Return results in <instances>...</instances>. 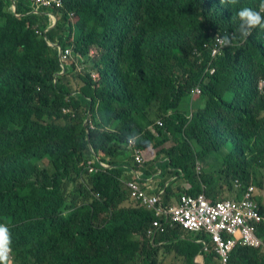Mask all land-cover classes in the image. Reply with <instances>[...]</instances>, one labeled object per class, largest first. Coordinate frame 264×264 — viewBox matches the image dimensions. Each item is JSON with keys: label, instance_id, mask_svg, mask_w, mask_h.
Masks as SVG:
<instances>
[{"label": "trees", "instance_id": "obj_1", "mask_svg": "<svg viewBox=\"0 0 264 264\" xmlns=\"http://www.w3.org/2000/svg\"><path fill=\"white\" fill-rule=\"evenodd\" d=\"M261 4L63 0L36 11L34 0H0V223L11 264H199L204 254L220 264L204 252L205 233L179 226L147 238L155 216L131 203L120 161L148 176L168 158L163 206L184 193L216 201L222 188V199H241L253 185L264 217V29L245 39L236 15ZM229 33L232 46L213 57L216 36ZM132 139L143 157L160 148L155 164H137ZM92 159L112 169L89 173ZM257 235L264 242V223ZM230 263L264 264V249L238 244Z\"/></svg>", "mask_w": 264, "mask_h": 264}, {"label": "built area", "instance_id": "obj_2", "mask_svg": "<svg viewBox=\"0 0 264 264\" xmlns=\"http://www.w3.org/2000/svg\"><path fill=\"white\" fill-rule=\"evenodd\" d=\"M62 5L63 0H34L36 11L41 7L52 8ZM50 19H55L51 13ZM222 49L223 47L215 40L211 51L212 56L215 57ZM64 52L63 56L67 57L71 53V48H66ZM210 72L213 73L214 69L211 68ZM95 74L93 71L92 75L95 76ZM201 92V87L196 86L192 94L197 95ZM84 124H88L90 129H95L89 113L84 119ZM157 125L163 126V121L158 120ZM129 146L134 151L135 161L142 166L145 159L137 147L136 140H130ZM105 168L107 167L103 163L97 167L94 159L87 163L89 173H98ZM197 171L200 172L199 163H197ZM124 184L130 201L135 206L149 210L155 216L147 231V238L152 241L170 228L174 229L179 226L192 233H205L209 236L210 243L204 244V252L215 253L220 264H231L232 252L238 244L264 249V242L257 235L259 225L264 223V217L254 200L256 188L253 185L246 189L241 199L229 198L212 201L205 193L196 196L184 193L169 206H163L161 195L151 193L149 187L132 179ZM236 187H240L238 182Z\"/></svg>", "mask_w": 264, "mask_h": 264}, {"label": "clouds", "instance_id": "obj_3", "mask_svg": "<svg viewBox=\"0 0 264 264\" xmlns=\"http://www.w3.org/2000/svg\"><path fill=\"white\" fill-rule=\"evenodd\" d=\"M220 3L232 7L238 3V0H220ZM236 15L239 19L237 32L245 39L252 34L254 29H264V4L259 6V10L242 7L237 11ZM233 38L234 34L229 33L217 36L216 40L221 47L227 48L232 46ZM12 250V234L10 228L7 224L0 223V264L12 263L10 261Z\"/></svg>", "mask_w": 264, "mask_h": 264}, {"label": "crops", "instance_id": "obj_4", "mask_svg": "<svg viewBox=\"0 0 264 264\" xmlns=\"http://www.w3.org/2000/svg\"><path fill=\"white\" fill-rule=\"evenodd\" d=\"M94 56V55H93ZM199 96V94H197ZM197 95L194 96V94H191V96H189L188 98L190 99V102L188 104L184 103L181 104L180 108H182L185 111H190L192 112V110L194 108H196V99H197ZM192 96H194V98L192 99ZM171 146V143H167L166 147ZM160 150V148L157 149H149L148 151L143 152L144 158L146 163L152 162L153 164H155V162L157 161V153ZM167 157L162 156L160 160H158V166H159V171L156 174H148V176L144 174L145 170L139 169L137 168L134 163H129V161H127V158L122 159V161H120V166L122 167V169L125 171L124 172V177L128 180H136L138 181L139 179L141 180L140 184L149 187V190L151 193L153 194H159L161 195L162 192V188H161V183L164 180V177L161 176L163 170L166 168V162H167ZM121 160V159H120ZM215 161V159H213ZM213 162V161H212ZM214 163V162H213ZM104 166H106L109 169H112V166L108 165L107 163H104ZM169 184V181L167 183V185ZM187 185V183L184 184V186ZM164 191V189H163ZM160 192V193H159ZM233 196L235 197V194H233ZM177 199H174L173 202H175ZM132 204H134L131 201ZM205 255V254H204ZM204 255L202 256H198L196 258V261L199 264H206L207 260L204 259ZM173 259L175 261H178L174 258Z\"/></svg>", "mask_w": 264, "mask_h": 264}, {"label": "rangeland", "instance_id": "obj_5", "mask_svg": "<svg viewBox=\"0 0 264 264\" xmlns=\"http://www.w3.org/2000/svg\"><path fill=\"white\" fill-rule=\"evenodd\" d=\"M93 51H95V50H93ZM98 53H100V52H98ZM98 53H95L96 56H97ZM95 54H94V55H95ZM194 96H196V95H194ZM194 96H192V99L194 98ZM197 97H198V95H197ZM189 102H190V99H189L188 97H186L185 99H183L182 104H184V103L188 104ZM200 167H201V166H200ZM200 169H201V168H200ZM259 178L264 180V169H263V173L259 175ZM216 192H217L218 197H219L220 199H222V198H224V197L226 198V197L230 196V192H228L227 190H224L223 188H222V189H217ZM259 194L264 195V188H263V191H260V190H259ZM69 202H70V200H68V203H69ZM69 204H70V203H69ZM159 259H160V260H163V262H165V263H167V264H182L181 261H175V260L173 259V255H170V256H169V255H161V256L159 257Z\"/></svg>", "mask_w": 264, "mask_h": 264}, {"label": "water", "instance_id": "obj_6", "mask_svg": "<svg viewBox=\"0 0 264 264\" xmlns=\"http://www.w3.org/2000/svg\"><path fill=\"white\" fill-rule=\"evenodd\" d=\"M51 22H52V20H51ZM51 25V24H50Z\"/></svg>", "mask_w": 264, "mask_h": 264}]
</instances>
